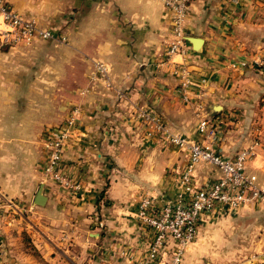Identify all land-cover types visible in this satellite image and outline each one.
<instances>
[{
    "label": "crops",
    "instance_id": "0c3cea01",
    "mask_svg": "<svg viewBox=\"0 0 264 264\" xmlns=\"http://www.w3.org/2000/svg\"><path fill=\"white\" fill-rule=\"evenodd\" d=\"M8 5L63 38L50 39L60 43L53 52L39 39L0 51V192L34 217L29 225L37 235H28L40 256L37 264H140L151 235L136 219V193L148 189L157 205L172 201L180 191L175 174L186 152L160 133L144 138L129 115L131 105L157 111L167 130L192 142L198 140L194 107L201 103L216 126L221 156L231 158L256 141L247 169L264 187V0H191L183 30L202 39L200 51L186 41L185 53L172 55L170 62L164 56L171 38L168 12L159 0H8ZM80 54L85 56L84 84L90 62L99 60L108 68L111 87L122 91L118 98H110L114 90L101 81L90 82L89 94L80 96ZM51 56L59 67L48 65ZM257 57L261 63L252 62ZM172 61L189 71V100L177 91ZM240 61L246 64L230 67ZM32 67L37 73L26 74ZM49 69L55 71L51 80ZM50 87L61 88L56 106L63 120L75 106L79 110L59 167L62 175L80 182L82 192L74 201L63 185L52 194L49 180L44 205L33 206L44 162L41 138L47 128L59 126L45 124ZM216 177L212 167L199 163L191 185L198 188ZM255 203L263 202L219 206L204 219L233 215ZM92 214L103 222L98 235ZM11 241L16 238L6 237L3 246L11 257L7 264L27 259L36 264L20 257Z\"/></svg>",
    "mask_w": 264,
    "mask_h": 264
},
{
    "label": "built area",
    "instance_id": "2783aa9c",
    "mask_svg": "<svg viewBox=\"0 0 264 264\" xmlns=\"http://www.w3.org/2000/svg\"><path fill=\"white\" fill-rule=\"evenodd\" d=\"M191 0H159L168 12L171 38L164 50L170 62L174 54L185 53L184 20ZM0 44H29L36 39H55L48 29L39 28L13 11L8 0H0ZM261 63L259 57L252 60ZM245 61L231 62L230 67L243 66ZM173 74L177 77V91L183 100H189L187 88L190 84L189 71L181 62L172 61ZM101 76L106 86H111L107 66L97 60L90 62L88 80ZM197 119L198 140L189 142L183 136L167 130L158 113L149 108L135 107L136 119L149 128V133H160L163 139L186 152V162L178 175L180 191L175 198L157 205L149 192L141 190L137 195L136 219L151 235L149 246L140 264H182V255L196 235L200 217L219 206L236 207L252 202H264V187L259 185L255 174L246 171V162L255 155L256 141L237 151L233 157L225 158L216 148L218 135L213 120L206 115L201 103L194 107ZM78 108L75 106L61 125L47 128L41 138L44 162L41 170L45 178L63 185L69 194H77L80 184L69 180L60 172L59 161L64 145L71 136ZM206 163L217 172L215 180L193 188L191 175L195 165ZM167 255V258H164Z\"/></svg>",
    "mask_w": 264,
    "mask_h": 264
},
{
    "label": "rangeland",
    "instance_id": "374dc122",
    "mask_svg": "<svg viewBox=\"0 0 264 264\" xmlns=\"http://www.w3.org/2000/svg\"><path fill=\"white\" fill-rule=\"evenodd\" d=\"M57 38L58 36L55 35ZM42 40V39H39ZM45 43L40 42L43 48L47 52H53L54 48L58 46L60 41L55 42L50 39L43 40ZM33 42V41H32ZM0 44V51H6L9 47L17 46V47H25L32 44ZM39 51L34 53L32 56V63L33 65L38 61ZM51 59H48V65L53 64L54 67H59V65H55L54 56H51ZM84 57L80 54V65H79V76H80V84H79V94L80 96H85L89 94L90 86L95 81H101L105 87L113 89L114 91H110V98H118L119 88H112L111 86H106L103 82V78L101 76L96 77V79L89 81L87 79V83L84 84L83 76H85V68L83 67L82 59L84 61ZM99 61V60H97ZM61 62V60H60ZM51 67V65H49ZM26 74H33L34 70L33 67L31 70H24ZM37 73V72H34ZM37 75V74H36ZM55 75V71L51 69L48 70V80H51ZM83 75V76H82ZM89 83V84H88ZM97 83V82H96ZM61 88L50 87L48 88V106L46 111V119L45 124L47 126L52 125H61L64 120L60 117V110L56 106V101L60 95H57L58 90ZM34 105V104H33ZM58 105V104H57ZM36 108L38 105L35 104ZM130 106V105H129ZM140 107L137 105L130 106V116L134 119L135 113L134 108ZM152 110V109H151ZM153 112H157L152 110ZM159 114V113H158ZM160 116V114H159ZM130 117V118H131ZM161 117V116H160ZM137 120V119H136ZM162 120V118H161ZM136 125L137 130L142 134V136L146 139L151 138L156 135L157 132L149 133V128L146 125L141 124L137 120ZM45 124L42 125V128L45 127ZM177 134V133H176ZM180 135V134H179ZM170 144V143H169ZM253 158L246 162V171L248 172V164L252 161ZM208 167H212L209 164L203 163ZM42 167V165H41ZM41 180L38 183L37 189L39 185H42L41 194L43 196V190L45 183H48L49 180L44 177L42 170ZM176 178H178L179 174ZM67 178L71 180V177L67 175ZM51 183V182H50ZM80 184V182H78ZM52 189L51 193H59L62 189L61 185L55 182L51 183ZM36 189V190H37ZM63 190V189H62ZM141 190H146L149 192L148 189L143 188L139 189L135 196V202L137 204V195ZM67 192V191H66ZM82 187L80 186V190L78 194H69L68 192L66 195L68 196L67 199H79L81 196ZM44 197V196H43ZM65 199V202L69 200ZM64 200V199H63ZM45 202V197L43 203L41 205L33 206H43ZM24 207L21 206L20 203L16 202L15 199L8 197L6 194L0 192V256L1 264H7V259L11 258L6 251L4 246V242L7 238L13 240L16 238V243L11 241L10 246H15L17 249L18 255L20 257H27L32 258V260L37 264L39 263V253L36 247L31 243L32 234H36V230L33 226L29 225V223H33L34 217L31 216L30 219L26 213H24ZM94 216V227L97 229V235L103 228V222L100 220L96 214H92ZM20 226L24 229L21 230ZM19 231H16V230ZM21 230V231H20ZM30 230V231H27ZM92 231V230H91ZM19 232V233H18ZM29 232H33L32 234L28 235ZM7 233V236H6ZM91 236V235H90ZM95 236V235H93ZM25 264H28L27 261H24ZM9 263V262H8ZM184 264H264V202L263 203H255V206L248 207L247 209L239 210V212L233 215H222V216H211L209 218L204 219V215L200 217L199 222L197 223L196 227V235L193 241L188 245L186 251V257Z\"/></svg>",
    "mask_w": 264,
    "mask_h": 264
},
{
    "label": "water",
    "instance_id": "95a60500",
    "mask_svg": "<svg viewBox=\"0 0 264 264\" xmlns=\"http://www.w3.org/2000/svg\"><path fill=\"white\" fill-rule=\"evenodd\" d=\"M187 42H189L192 46L193 51L198 52L200 51V47L202 44V39L198 37H191V36H185L184 37ZM264 39V34H263ZM216 110V109H213ZM42 185H39L38 189L35 192L33 204L35 205H41L43 203L44 197L41 194Z\"/></svg>",
    "mask_w": 264,
    "mask_h": 264
}]
</instances>
